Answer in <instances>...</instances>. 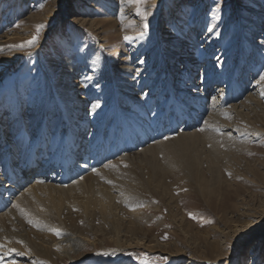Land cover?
Returning <instances> with one entry per match:
<instances>
[{"label":"rangeland","instance_id":"obj_1","mask_svg":"<svg viewBox=\"0 0 264 264\" xmlns=\"http://www.w3.org/2000/svg\"><path fill=\"white\" fill-rule=\"evenodd\" d=\"M217 3L220 11L213 18L212 11ZM49 7L52 9L47 12ZM136 8L135 0H0V40L4 41L0 42V49H3L0 51V109L12 115V108L19 104L25 112L36 106L42 108L50 97L46 90V73L50 72L57 81L64 68L72 63L76 71L66 74V78H78L79 84L84 87L83 96H90V103L83 104L88 111L82 112L90 127L93 120L100 118V106L112 104L114 108V100L116 113L124 112L126 115L132 102H140L148 95L150 98L139 104L146 105L158 101L159 95L165 94L168 102L163 104L160 98L159 105L163 106L154 108L147 105L142 116L147 109L163 111L172 100L170 91L177 101L188 97L186 84L192 74L196 75V83H201L197 79H203L202 67L210 60L216 62L214 72L218 70L221 59L231 55L230 73L234 68L235 71L240 69L236 44L243 38V45L251 57L246 56L249 67L246 69L244 64L237 76L239 81L247 83L239 101L249 97V89L255 87L258 73L264 72V47L261 48L264 18L256 17V13L264 9V0H147L144 5L148 12L147 29L143 28V20ZM46 12L54 17L35 24L28 22L32 13ZM71 17L87 21L76 22ZM200 21H203L202 28L197 25ZM40 24L45 27L37 44L23 49L11 47L30 40ZM213 25L216 26L214 31H207ZM167 27L170 30H166ZM13 31L24 34L21 39L13 41L10 39ZM140 31H144L143 39L138 37ZM165 31L172 34L166 35ZM182 33H186L189 39H196V44L188 39V49L193 47L189 55L188 50L182 48H179V58L178 55L171 59L167 54L159 53L157 57L151 54L153 46L158 52L159 39H182ZM4 34L9 36L5 38ZM125 36L134 39L125 40ZM258 48L261 49V61L256 55ZM180 55L190 59L181 61ZM166 61L174 66L171 74ZM124 65L134 68L136 98L120 87L121 83L125 84L122 79L121 82L117 80L126 76L120 68ZM187 67H191L193 72H189ZM97 73L98 78L94 80L93 74ZM168 81L172 83L168 84L172 86L170 90L166 88ZM214 85L212 83L207 87L209 101ZM193 91L191 88L189 93ZM260 101L262 105L251 113L250 119L239 121L233 112L226 113L228 117L231 115L230 118L223 115L231 124H240L242 131L230 135L231 140L222 137L223 131L217 132L221 139L218 138L216 157L212 162L204 158L201 165L206 177L204 183H192L179 171L162 173L155 179L159 196L143 191L147 195L141 194L135 200L116 201L121 204L116 213L118 228L123 233L122 241L126 243L129 238L141 240L152 246L150 248L130 247L125 243L126 247L117 246L115 230L102 216L94 212L86 217L78 210L75 202L83 196L75 193L76 190L55 192L52 197L42 200L43 204L39 201L38 206L46 210L49 208L51 215L58 210L67 227L75 225L78 229L75 231L86 238L87 246L83 248L85 258L77 264H141L136 257L145 254L151 264H264V97ZM53 103L54 100L49 105L52 109L55 106ZM230 103L233 102H227L223 107L231 106ZM93 105L99 107L93 110ZM133 112L137 114V111H129ZM137 117L140 115L137 114ZM112 126L111 121L110 130H117ZM125 166L126 163H122V167ZM209 167L216 169L215 177H212ZM141 174L142 169L135 167L128 177L139 186V179L142 184L148 185L149 178ZM72 219L74 224H71ZM26 222L30 228L38 230V227ZM62 227H57L63 233L61 237L52 231L51 235L62 238L67 232ZM164 236L168 238L163 239ZM253 248L255 254L250 253ZM104 252L110 255H102ZM17 256L7 262L21 264L24 259ZM161 256L167 259H158ZM24 261V264H29L28 260ZM59 264L71 262L65 260L59 261Z\"/></svg>","mask_w":264,"mask_h":264},{"label":"bare ground","instance_id":"obj_2","mask_svg":"<svg viewBox=\"0 0 264 264\" xmlns=\"http://www.w3.org/2000/svg\"><path fill=\"white\" fill-rule=\"evenodd\" d=\"M51 9L52 7L47 8V12ZM47 12L45 14L32 13L28 16V22L35 24L39 20L54 17L52 13L47 15ZM201 12L204 14L203 11ZM261 12L258 11L256 17L263 16L264 18V9ZM71 20L76 22L87 21L77 17H71ZM197 25L202 28L203 21H200ZM166 30H170V28L167 27ZM23 31L25 30L23 29ZM11 34L10 39L17 41L21 39L24 33L13 31ZM164 34L171 35L172 33L165 31ZM182 34L184 37L182 39L158 38V52H155L156 49L154 50L155 46H153L154 48L150 49L151 54L157 57L159 53H163L169 55L171 59L173 56L178 55L179 58V48H182L184 51L188 50L189 55L193 47L188 49L189 36L186 33ZM7 35L4 37L9 36ZM189 40L196 44V39ZM243 41L240 40L236 44V55L238 56L240 69L235 71L234 68L231 72L233 74L230 73L231 55H223L225 57L221 59L218 70L214 72L212 70L216 69V62L210 60L202 67L203 75H201L203 79L200 78L202 81L197 79L201 82L200 84L196 83V75H191L190 84H186L189 90H187L186 95L188 97L185 100L177 101L172 91H170L169 96L172 97V100L163 111L156 109L144 111L143 117H145L146 125L142 127L144 130H138L143 132L142 137L139 139L140 144L143 146L141 150L126 153L128 149L122 144V138L117 132L118 130L112 131L110 127L106 129L107 120L105 119L93 123L94 126L90 136L85 132L88 121L84 119L82 112L87 113L88 108H83V104L90 103V96H83L84 87L79 84L78 78L73 80L66 78V74L76 71L72 67V63L70 67L67 65L64 68L57 81L50 72L46 73V90L52 98L48 97L42 108L36 106L25 112V108L19 104L12 108V115L7 114L3 108L0 109V198L6 202L5 208L0 210V244H5L6 248L0 249V253L7 251V249H16L19 252L27 253L24 256H17L16 252H12L0 260V264H10L7 261L14 256L28 260L29 264H34V262L37 264L40 263L39 261H45L47 264H59V261L65 260L70 261L71 264H77L85 258L83 248L87 246L86 238L75 231L77 229L75 225L71 228L67 227L65 221L61 218V214L57 212L58 210L55 211L56 214L51 215L49 212L52 211L49 208L46 210L38 206L39 201H45L46 198L52 197L53 193L69 190H76L75 193L83 196L82 199L75 202V205L84 216L89 217L96 212L115 230L117 246L152 247L145 241L133 240L132 238H129L126 243L122 241L121 236H123V233L118 228V215L116 213V208L121 207V204H117L116 201L135 200L141 194L143 196L147 195H144L143 191L148 194L152 192L159 196L155 179L162 173L179 171L192 183H204L206 177L203 176L205 172L201 165L204 158L206 161H213L216 157V149L219 147L218 138L221 139L215 129L219 128V132L223 131L222 137L229 140L232 139L234 133L242 131L240 124H231V121L225 120L223 115L233 112L239 121H244L250 119L251 113L262 105L260 99L264 97L261 95V92L264 91V85H258L256 81L254 82L255 87L249 89L251 91L249 97L244 101H239L241 92L247 89V83L239 81L237 76L244 64L247 66L246 69L249 67V63H247L249 59L246 58L248 56L247 47L243 45L245 42ZM0 42L4 41L0 40ZM263 47L264 44L261 48ZM260 54L261 49L257 50L256 53L259 60ZM185 58L190 59L189 57H180L181 61ZM251 61L255 63L254 60L251 59ZM166 63L168 65L167 61ZM172 67H174L172 64L168 65L169 73L172 71ZM120 68L126 73L124 78L117 79L118 81L122 79L125 82V84L121 83L120 87L126 89L128 95L136 98L137 93L133 85L134 68L128 65ZM187 68L189 72H193L191 67ZM254 72H256V67ZM98 74H93L94 80L98 78ZM210 74L211 79L209 78L211 77ZM254 74L252 73V75ZM169 80L171 81V79ZM178 80L181 81V78L178 77ZM170 81L166 82L168 90L172 88L171 85L168 86V84H172ZM212 83L215 84V90L212 93L211 101H209L206 93L207 87ZM200 85L203 88H200ZM191 88L194 91L190 94ZM53 100L56 108L52 109L49 105ZM227 102L233 103H230L231 106L224 108ZM168 114H170L169 117ZM183 114L185 119L187 118L189 121L188 127L184 130L185 126H182L177 131H172L169 121L174 118L177 121ZM225 116L228 117V115ZM234 118L232 119L234 120ZM112 120H114L113 117ZM205 121H207V124H205ZM112 122L114 124L116 121ZM201 128L205 130L200 131ZM125 132L128 136L129 132L127 130ZM165 136L169 139H165ZM86 140H89V144L88 149L86 148L84 151L85 157L83 158L81 147ZM207 144H210L209 149L206 148ZM119 147H121L120 150H118ZM44 148H48L52 153L50 158L43 159L41 175L36 176L30 173L33 169L26 171L32 157L41 154ZM121 151H125V153L118 155ZM54 158H58V160H54ZM67 161L74 163L73 168L65 167L61 169L57 167L59 162L65 163ZM122 163H126L125 168L122 167ZM110 164H114L116 167L108 166ZM49 165L55 167V170L52 174L46 176V173L49 172ZM135 167H140L142 169L141 175L146 179L149 178L148 185L142 184V180L139 179L141 184L139 186L137 182L128 177ZM7 168L22 172L27 177L28 183L23 187L20 184L14 187L5 183L3 170ZM95 170H98L99 175ZM209 170L212 177H215L216 169L209 167ZM108 181H111V183ZM9 190L13 191L10 195L8 194ZM171 198H173L172 195ZM16 204L26 209L32 218L41 222V226L38 227L37 231L28 226L26 222L28 220L21 215L18 208L14 207ZM71 224H74L73 219ZM45 225L48 227H45ZM59 226H63L62 230L64 232L67 231L60 239L51 235L49 230V228L58 229ZM19 241H23V243H19ZM250 253L255 254V248ZM24 260L20 263L24 264Z\"/></svg>","mask_w":264,"mask_h":264},{"label":"snow or ice","instance_id":"obj_3","mask_svg":"<svg viewBox=\"0 0 264 264\" xmlns=\"http://www.w3.org/2000/svg\"><path fill=\"white\" fill-rule=\"evenodd\" d=\"M135 3L137 5V8H136L137 14L143 20V28L144 29L149 28V24H148V12L144 8V5L147 3V0H135ZM219 11H220V7H219V4L217 3L216 8L212 11V17L213 18H216V13H218ZM44 27L45 26L43 24L38 25L37 26V29H36V34L33 35L30 40L25 41L23 43H20L18 45H12L11 47L23 49V48H26V47H32V46H34L35 44H37L39 42L40 33H41V31L43 30ZM215 27L216 26L213 25L212 27H209L207 29V31L212 32V31H214ZM216 34L219 35L218 32ZM138 37L140 39H143L144 38V31H140L138 33ZM132 39H134V37L125 36V40H132ZM261 43L264 44V41H261ZM0 51H3V49H0ZM217 60L219 62V58H217ZM141 63H143V61H141ZM86 79H90V77H87ZM256 83L258 85H264V72L258 73V79L256 80ZM261 95L264 96V91L261 92ZM97 107H99V105H93V110H95V108H97ZM225 115H227V114H225ZM205 124H207V121H205ZM204 130H205L204 128H201L200 129V131H204ZM215 130L217 132H219V128H216ZM165 139H169V137H165ZM108 166H110V167H116V165H114V164H110ZM95 171H97V174L99 175L98 170H95ZM228 175L231 176V173H228ZM108 182L111 183V181H108ZM14 207H16V208L19 209L21 215H23L28 220V223L29 224H32L35 227H40L41 226V222L35 220L34 218H32L31 214L26 209L21 208L19 204L14 205ZM189 215L192 216L193 218H195L194 214L189 213ZM211 222L212 221H209V223H211ZM45 227H48V226L45 225ZM49 230L52 231V232H54L58 237H61L63 235V233L60 230H58V229L49 228ZM162 238L163 239H167L168 237L167 236H164ZM19 243H23V241H19ZM4 248H6V245L5 244H0V249H4ZM57 250H59V249H57ZM12 252H16V255H18V256L27 255V253H25V252H19L16 249H7V251H4L3 253H0V260H2L5 256L11 254ZM102 255L108 256V255H110V253L104 252V253H102ZM129 255H131V254H129ZM136 258L141 261V264H151L150 258L147 256V254L143 255L142 257L141 256H137ZM158 259L166 260L167 257L161 256ZM34 264H35V262H34ZM40 264H47V262H43L42 261V262H40ZM245 264H247V262H245Z\"/></svg>","mask_w":264,"mask_h":264}]
</instances>
